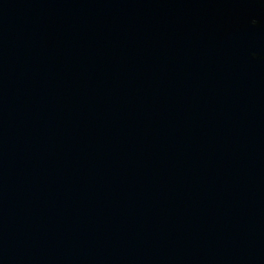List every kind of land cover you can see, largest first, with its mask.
I'll use <instances>...</instances> for the list:
<instances>
[{"label": "water", "instance_id": "95a60500", "mask_svg": "<svg viewBox=\"0 0 264 264\" xmlns=\"http://www.w3.org/2000/svg\"><path fill=\"white\" fill-rule=\"evenodd\" d=\"M0 264H264V0H0Z\"/></svg>", "mask_w": 264, "mask_h": 264}]
</instances>
